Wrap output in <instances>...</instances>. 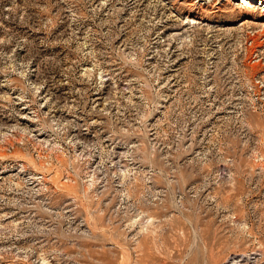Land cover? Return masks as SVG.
I'll list each match as a JSON object with an SVG mask.
<instances>
[{
	"label": "rangeland",
	"instance_id": "obj_1",
	"mask_svg": "<svg viewBox=\"0 0 264 264\" xmlns=\"http://www.w3.org/2000/svg\"><path fill=\"white\" fill-rule=\"evenodd\" d=\"M199 1L0 0V264H264L262 9Z\"/></svg>",
	"mask_w": 264,
	"mask_h": 264
},
{
	"label": "bare ground",
	"instance_id": "obj_2",
	"mask_svg": "<svg viewBox=\"0 0 264 264\" xmlns=\"http://www.w3.org/2000/svg\"><path fill=\"white\" fill-rule=\"evenodd\" d=\"M213 1L216 2L215 6H217V5H222L223 6L224 5L223 4L224 0H200L199 1V5L203 6V5H206V3H210V2H213ZM225 2L229 3L231 6H234L235 8H238L239 10H242V11L246 10V9H254L255 10V9L261 7L262 11H261V17H259V19L260 20L264 19V0H227ZM175 3H177V2H175ZM194 4H189L190 8L194 9V10L193 9L190 10V14H192L190 16H194V14H195L196 3H194ZM254 13L246 12L244 14H241V17H245V18L253 17V18H256L257 15H256V13L255 14Z\"/></svg>",
	"mask_w": 264,
	"mask_h": 264
}]
</instances>
